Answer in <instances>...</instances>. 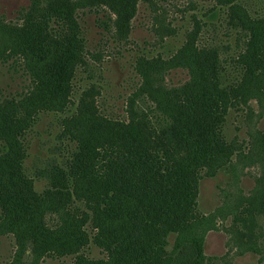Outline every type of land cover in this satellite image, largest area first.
I'll use <instances>...</instances> for the list:
<instances>
[{
    "label": "trees",
    "instance_id": "1",
    "mask_svg": "<svg viewBox=\"0 0 264 264\" xmlns=\"http://www.w3.org/2000/svg\"><path fill=\"white\" fill-rule=\"evenodd\" d=\"M140 1L151 9L155 5V0H31L20 11V22L0 16L6 41L19 34L13 48L0 45V64L19 67L30 77L26 90L0 97L1 217L5 208L12 209V232L22 226L30 232L24 237L38 238L42 251L59 257L79 253L75 264H217L204 254V236L194 234L199 181L205 168L214 176L230 162L233 145L224 133L230 109L244 102L253 113L248 98L264 96V13L252 0H213L209 10L224 14V35H234L238 49L244 46L236 56H225L231 46L224 41L198 44L206 22L197 16L172 54L140 52L127 117L117 119L100 111L97 81L83 88L76 102L72 99L77 68L91 66L72 4L108 7L116 16L113 40L127 43ZM154 17L161 40L177 34L164 26L162 16ZM159 28L167 34L160 36ZM178 68L189 78L168 85L166 74ZM55 112L63 114L69 150V144L76 146L63 165L46 170L49 187L38 192L25 172L23 140L41 113ZM41 208L62 213L55 228L45 225ZM242 213L237 219L250 229ZM91 244L107 258L86 259Z\"/></svg>",
    "mask_w": 264,
    "mask_h": 264
},
{
    "label": "rangeland",
    "instance_id": "2",
    "mask_svg": "<svg viewBox=\"0 0 264 264\" xmlns=\"http://www.w3.org/2000/svg\"><path fill=\"white\" fill-rule=\"evenodd\" d=\"M30 1L0 0V16L8 22L18 23L22 17L20 11L27 8ZM252 2V5L262 10L261 14L264 13V0ZM155 5L152 6V11L147 3H138L139 9L132 22L134 28L130 39L127 43H118L113 40L111 30V21L116 16L108 7L90 10L84 8L82 3L72 4L86 38L87 59L91 65L86 68L79 66L72 79V99L75 102L83 88L91 81H97L101 86V95L98 98L100 111L109 117L126 118L128 96L138 83L134 69L137 55L140 52L151 53L150 55L172 54L185 41L187 32L192 30L194 16L206 22L199 34V45L209 44L214 40L224 41L231 46L228 52L225 50V56H236L239 50H244L243 45L239 49L236 47L234 35H224V14L219 10H209L214 6L213 0H155ZM154 16H162L164 26L171 25L176 28L177 34L161 40L153 30L154 25L160 23ZM105 24L108 28H104ZM159 29L160 36L167 34L163 28ZM7 30L5 27L1 30L3 32L0 34V45L12 44L13 48L16 41L13 36L19 34L12 33L10 41H6L2 35H6L4 31ZM12 48L5 49L12 51ZM92 67L95 69L92 70ZM188 78V71L178 68L166 74L165 82L168 85H180ZM29 83L30 77L21 68L0 64V97L17 95L26 90ZM248 100L252 104L253 113H248L246 103L242 102L237 108H231L227 115L224 133L228 143L233 145L230 162L223 164L214 176H207L208 169L205 168L199 181V218L195 222L194 234L204 236V254L214 258L217 264H264V96L255 94ZM60 117L62 119L63 114L61 116L57 112L41 113L40 119L26 132L23 140V145L27 144L28 153L25 172L35 181L38 192L49 187L45 178L46 170L53 164L63 165L76 146L68 143L72 149L69 150L67 137H62L65 125ZM259 133L262 135H257ZM75 203L83 207L81 202ZM40 210L47 227L55 228L61 221L62 213L45 208ZM247 210L251 213H244ZM241 212V217L246 219L250 229H244V221L237 219ZM1 214L0 210V264L77 262L79 253L59 257L56 251H42L38 238L24 237L30 232L22 226L18 227L17 234L12 232V223L8 220L12 217V209L5 208V215L1 217ZM174 236L169 237L168 250L173 247ZM90 246L85 250L86 259L107 258L104 250L93 244Z\"/></svg>",
    "mask_w": 264,
    "mask_h": 264
}]
</instances>
